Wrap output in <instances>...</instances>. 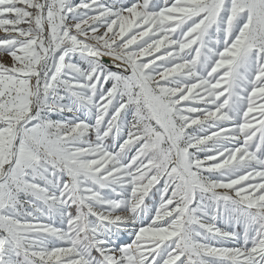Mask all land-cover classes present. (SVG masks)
<instances>
[{
	"label": "snow or ice",
	"instance_id": "snow-or-ice-1",
	"mask_svg": "<svg viewBox=\"0 0 264 264\" xmlns=\"http://www.w3.org/2000/svg\"><path fill=\"white\" fill-rule=\"evenodd\" d=\"M0 264H264V0H0Z\"/></svg>",
	"mask_w": 264,
	"mask_h": 264
}]
</instances>
